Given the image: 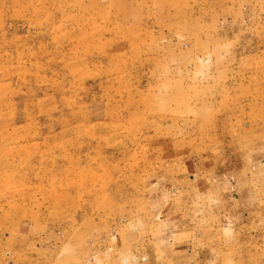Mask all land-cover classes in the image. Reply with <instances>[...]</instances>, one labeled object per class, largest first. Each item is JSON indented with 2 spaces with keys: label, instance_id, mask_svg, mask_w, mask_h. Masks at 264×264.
I'll return each instance as SVG.
<instances>
[{
  "label": "rangeland",
  "instance_id": "1",
  "mask_svg": "<svg viewBox=\"0 0 264 264\" xmlns=\"http://www.w3.org/2000/svg\"><path fill=\"white\" fill-rule=\"evenodd\" d=\"M0 264H264V0H0Z\"/></svg>",
  "mask_w": 264,
  "mask_h": 264
}]
</instances>
